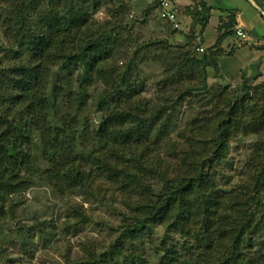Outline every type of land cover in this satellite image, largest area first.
Masks as SVG:
<instances>
[{"label":"trees","instance_id":"16d2710c","mask_svg":"<svg viewBox=\"0 0 264 264\" xmlns=\"http://www.w3.org/2000/svg\"><path fill=\"white\" fill-rule=\"evenodd\" d=\"M192 1L186 10L193 20L190 26L199 21L203 32L212 8ZM74 2H1V27L17 49L15 64L0 71V229L11 214L6 199L27 190L33 178H43L64 196L86 188L93 177L115 186L133 216V224L124 225L115 242L137 243L154 226L182 241L169 250L163 243L158 264L165 258L168 264H264V79L252 85L264 77V56L253 66V75L240 76L235 90L223 82L210 93L206 82V68L220 78L218 58L238 28L235 12L218 17L215 43L203 54L180 51L168 57L158 85L165 96L153 101L142 98L132 80L141 52L127 56L122 50L132 42L124 37L131 30L124 19L129 5L118 0L109 11L112 28L105 31L104 25L92 32L88 14L75 11ZM101 2L114 0H80L89 8ZM150 6L157 10L155 2ZM158 20L166 30L171 28ZM150 45L155 44L141 48ZM258 49L264 53V47ZM122 58L124 64L118 66ZM71 67L79 69L73 81L55 75L57 69L64 73ZM194 75L198 84H193ZM93 80L98 82L94 141L79 137L88 131L77 120ZM184 97H194L210 112L196 113L173 137ZM240 137L252 138L245 172L239 184L224 191L215 169L227 162L230 142ZM36 139L46 169L34 162ZM84 140L94 147L86 157L79 148ZM24 232L21 227L19 235ZM32 239L21 244L24 253ZM113 248L70 264H107Z\"/></svg>","mask_w":264,"mask_h":264},{"label":"rangeland","instance_id":"374dc122","mask_svg":"<svg viewBox=\"0 0 264 264\" xmlns=\"http://www.w3.org/2000/svg\"><path fill=\"white\" fill-rule=\"evenodd\" d=\"M2 1L0 0V7L4 8V5L1 4ZM234 1L237 4L243 2L242 0ZM244 1L248 4L247 12L244 15L248 23H246V28L249 26L254 34H250L251 40L248 41L247 35L244 34L245 31L243 32L241 28L244 37L234 38L233 35V40L229 41L230 44L228 45V42L224 45L227 47L218 58L220 78L217 76L214 78L213 69L206 68L208 73L207 89L210 90V93L217 83L222 84L223 82L233 84L235 88L231 90L237 89L240 84V76L244 73L253 75L254 67L259 65L258 58L260 55L262 58L264 56V53L260 54L258 51L261 49L256 47V42L264 46V21L259 14L260 10L264 11V2L256 0V6L251 5L247 0ZM117 2L118 0H114V3L110 4L101 2L97 7L89 8L88 5L80 3V0H75L73 7L75 11H84L88 14L92 32L99 28L103 29L104 25L106 26L105 31H107L112 28V25L108 24L111 21L109 11L111 9L113 11ZM148 2L142 9L139 8L136 0L133 2L125 0V3L130 7V12L125 15L124 19L130 25L131 30L124 32V37L129 38V41L132 42H128V48L122 50L128 53L127 56H131L135 50L141 52L136 64L135 78L132 80L136 84V88L141 89L142 98L155 101L156 98L165 96L158 91V85L165 76L164 66L169 61L168 57L175 56L180 51H183V54L194 52L199 55L203 54L215 43L216 32L212 26L208 25L202 32L199 21L190 26L193 20L188 26L180 25V29L176 32H172L171 28L172 31L166 30L159 23L157 10H153L152 6H149L153 1L148 0ZM224 5V0L217 2V6ZM146 10H148L147 16ZM217 11L222 12L224 16V11L229 10L228 7H219ZM29 24L31 23L29 22ZM34 25L35 22L31 24V26ZM192 31L194 37L190 38ZM204 34L207 39L214 37L213 41L205 43ZM152 43L156 46L150 45L145 50L141 48L145 44ZM16 49V44L9 41L0 22L1 72L15 64ZM21 61L24 62L22 58ZM123 64L124 58L120 59L118 66ZM57 70L55 75L67 81H73V77L79 72L76 67H71L64 73ZM260 70L264 71V65L260 66ZM71 73L73 75L70 78ZM263 79L262 76L258 80L252 81V85L258 84ZM193 81V84H198L199 76L194 75ZM7 87L10 89L9 86ZM97 89L98 82L93 80L87 92L89 100L84 112L77 119L80 127L88 131L79 137H90L92 141H94L93 130L98 122V115L93 104L98 95V91H95ZM194 99V97H184L183 103L177 108V123L172 131L173 137L179 132L181 126L190 121L196 113L210 112L209 106L199 105ZM201 104L207 103L202 101ZM251 140L252 138L240 137L230 142L227 162L215 169L219 189L228 191L240 183L242 174L245 172L243 162L250 152ZM79 142L80 151L83 153L82 157H86L85 153L94 149L93 144L89 140ZM144 159L146 160L147 157ZM34 162L42 169L48 167L42 163L38 139L35 140ZM85 187L73 194L59 196L43 178H33L27 190L8 197L6 208L10 210L11 214L8 216L9 220L0 229V252L5 251L4 259L0 258V264H70L86 260L89 253L98 257L113 246L114 248L111 250L113 256L106 257L107 264H158L165 252L161 246L163 243H165L166 250L172 246L180 247L182 244L176 235L168 234L156 226L150 227L141 241L137 243L124 242L122 244V241L118 240L115 242L119 234L123 232V226L132 225L134 221L133 216L127 210L126 199L115 186L97 178L92 177ZM21 227L26 232L20 236L19 229ZM31 237L33 239L29 242L28 251L24 253L21 244L28 239L31 240ZM182 253L183 251L179 250V257L182 256ZM161 261L162 264H168L167 258Z\"/></svg>","mask_w":264,"mask_h":264},{"label":"crops","instance_id":"0c3cea01","mask_svg":"<svg viewBox=\"0 0 264 264\" xmlns=\"http://www.w3.org/2000/svg\"><path fill=\"white\" fill-rule=\"evenodd\" d=\"M203 2H205L208 6H210L212 9L210 11V16H209V20H208V26H212V28L214 29L217 25V21H218V17L219 16H223L222 12H218L217 9L219 7H228L229 11H234L235 15H236V22H237V26L242 28L243 30L246 31H252L251 28H246L247 27V21L244 18V15L247 12L248 9V4L242 0L243 2H241L240 4H237L234 0H224V6H217V2L221 1V0H202ZM217 1V2H216ZM251 3V5H256V0H247ZM170 2L172 3V6L174 7V9L177 12V18H178V22L179 24L183 27V26H188L190 24V16L187 14L186 10L188 7L193 5V1L192 0H170ZM216 2V3H215ZM137 5L139 6V8L141 7L142 9L145 8L144 4H148V0H136ZM230 5V6H229ZM150 6V5H149ZM257 6V5H256ZM212 20H214V22H212ZM212 23V25H211ZM247 23V24H246ZM244 32V31H243ZM244 32V33H245ZM249 32H246L245 35H247L248 37V41L251 40L250 38V34ZM204 34V39H205V43L206 41H210V43L213 41L212 37L207 39V36ZM247 41V42H248ZM254 46V45H253ZM256 47H264L263 45L259 44V42H257ZM260 54H262V51H259ZM261 57V55H260ZM260 57L258 59H260Z\"/></svg>","mask_w":264,"mask_h":264},{"label":"built area","instance_id":"2783aa9c","mask_svg":"<svg viewBox=\"0 0 264 264\" xmlns=\"http://www.w3.org/2000/svg\"><path fill=\"white\" fill-rule=\"evenodd\" d=\"M152 1L155 2L157 5L159 19L167 23L172 30H179L180 24L178 22L177 12L172 6L170 0H152ZM260 13L264 17V11L260 10ZM236 37L237 38L244 37L240 29L236 31Z\"/></svg>","mask_w":264,"mask_h":264},{"label":"clouds","instance_id":"9594fccd","mask_svg":"<svg viewBox=\"0 0 264 264\" xmlns=\"http://www.w3.org/2000/svg\"><path fill=\"white\" fill-rule=\"evenodd\" d=\"M263 9V8H262ZM157 13H158V9H157ZM259 14L261 15L260 11H259ZM158 15V14H157ZM159 18V17H158ZM162 21V20H161ZM240 29L242 31V29L240 27L236 28V31ZM236 31H235V34H234V38H237L236 37ZM245 34V33H244Z\"/></svg>","mask_w":264,"mask_h":264}]
</instances>
